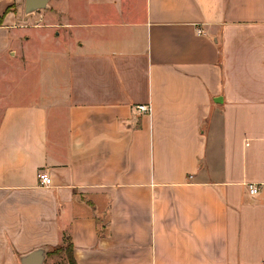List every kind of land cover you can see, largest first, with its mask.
<instances>
[{"label": "crops", "instance_id": "1", "mask_svg": "<svg viewBox=\"0 0 264 264\" xmlns=\"http://www.w3.org/2000/svg\"><path fill=\"white\" fill-rule=\"evenodd\" d=\"M23 2L0 0V264H264V0Z\"/></svg>", "mask_w": 264, "mask_h": 264}, {"label": "water", "instance_id": "2", "mask_svg": "<svg viewBox=\"0 0 264 264\" xmlns=\"http://www.w3.org/2000/svg\"><path fill=\"white\" fill-rule=\"evenodd\" d=\"M51 0H25V13L27 15L47 9ZM45 252L34 251L21 259V264H44Z\"/></svg>", "mask_w": 264, "mask_h": 264}, {"label": "built area", "instance_id": "3", "mask_svg": "<svg viewBox=\"0 0 264 264\" xmlns=\"http://www.w3.org/2000/svg\"><path fill=\"white\" fill-rule=\"evenodd\" d=\"M199 34H202V30H198ZM135 109L139 112V113H143V114H148V115H152L153 113V107L151 104L146 105V104H140L137 105L135 107ZM39 183L41 186H50L52 184V179L47 176L45 173H40L39 174ZM258 193V188L256 187V185H250V194L255 195Z\"/></svg>", "mask_w": 264, "mask_h": 264}, {"label": "trees", "instance_id": "4", "mask_svg": "<svg viewBox=\"0 0 264 264\" xmlns=\"http://www.w3.org/2000/svg\"><path fill=\"white\" fill-rule=\"evenodd\" d=\"M2 21H3V19H0V24L2 23ZM64 246H66V247H64ZM64 246L57 248L54 251V253L65 251L67 256H68L69 263L74 264L75 261H74L73 256H72V251H73L72 243L70 241H66V245H64Z\"/></svg>", "mask_w": 264, "mask_h": 264}, {"label": "rangeland", "instance_id": "5", "mask_svg": "<svg viewBox=\"0 0 264 264\" xmlns=\"http://www.w3.org/2000/svg\"><path fill=\"white\" fill-rule=\"evenodd\" d=\"M24 5H25V0H24V2H23V7H24ZM41 12H42V10H41V11H38V13H41ZM64 247H66V246H64ZM61 253H65V254H66L65 251L58 252V253H56V254L59 255V254H61Z\"/></svg>", "mask_w": 264, "mask_h": 264}]
</instances>
